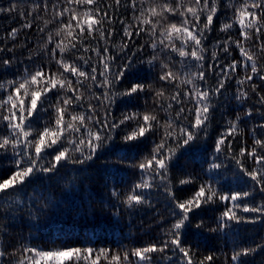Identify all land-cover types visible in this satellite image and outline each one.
Listing matches in <instances>:
<instances>
[{"label":"trees","instance_id":"obj_1","mask_svg":"<svg viewBox=\"0 0 264 264\" xmlns=\"http://www.w3.org/2000/svg\"><path fill=\"white\" fill-rule=\"evenodd\" d=\"M101 2L102 11H107L113 21L110 25L106 22L105 31L110 27L113 35L107 40L99 38L85 40V45L96 48L101 54L105 47L109 49V54L115 57L112 63L113 74L127 57H133L132 67L126 71L124 78L116 84L113 91L122 92L137 82L152 84L154 88L161 87L160 65L165 61L174 65V70L181 74L203 70L206 79L197 83L202 87L214 88L227 65L234 60L243 61L234 43L229 45L228 53L222 50L223 41L229 35L233 40L240 39L239 27L234 26L228 32L220 31L221 25L230 22L233 17V9L228 5H237L241 0H219V11L214 17L213 27L204 38L205 59L201 62L202 69L196 66V61L191 58L182 59L176 53L163 49L159 43L155 50L150 47L152 39L159 40L158 32L156 37H151L147 31L139 36L135 35L134 18L139 14L141 7L147 6L141 5L140 0H136L135 9L132 7V0H121L119 5L115 4V0ZM45 3L47 9L44 7ZM53 4L62 8L64 0H0V9L7 10L13 6L15 8L14 11H0V62L4 59L12 61L7 68L0 63V82L14 80L22 76L26 69L35 71L37 67H44L49 71L57 70L58 66L52 58L51 49L59 39L55 37L56 29L60 23H66L68 17L54 19L56 9L52 7ZM36 5L40 7L29 17L27 13ZM21 13L24 14L23 17ZM180 19L179 16L170 17L171 21L177 23ZM45 20H51L52 23L45 26ZM29 21L32 27L24 28L23 25ZM121 21L133 25L131 40L123 35L124 25ZM13 28L18 30L15 38L8 35ZM41 28L44 31H41ZM50 34L53 37L52 43H48ZM125 40H128L129 46L121 52L118 45ZM176 43L179 45V41ZM245 47L258 55H264L259 53V42L255 39L246 42ZM213 52L217 53L216 59L212 58ZM77 54H83L82 50ZM85 55L89 58L87 65L83 61H75L85 71L91 73L93 65L97 69L102 67L95 52L90 51ZM153 55L159 56V59L154 61V66L147 63ZM71 58L75 60V56ZM209 65L213 67L210 69ZM258 65L264 68V58L259 59ZM248 73L250 66L244 67L242 64L237 65L235 73L229 70L231 78H225V87L221 93L211 98L212 108L206 131H200L198 133L200 139L191 148L181 149L174 158L175 167L170 166L169 171L171 182L169 186L172 187L177 199L182 201L191 198L202 183H212L218 191L224 193L248 191L250 196L246 198V202L264 204V193L259 191V186L254 181L240 171L233 159V156H238L241 147L250 149L254 139L264 138V128L260 127L264 125V104L259 103V96L251 90L254 83L257 92L264 95V81L259 79V75L254 76L253 80L244 86V90L249 93L248 99L240 101L235 99L237 89L241 87L236 80ZM260 74L264 75V71ZM71 78L75 80L74 77ZM102 79L98 75V82ZM165 88L166 95L169 96L175 91L172 85H165ZM91 91L101 95L105 89L92 85ZM6 94L0 90V97ZM50 96L51 103H55V92L50 93ZM114 99L115 103L107 109L112 113L110 121H119L128 112L151 111L156 107L153 93L149 91L134 94L132 97ZM167 102L172 103V110L164 112L157 109L162 121L169 116L175 119V111L181 106L186 109L192 106L187 102L184 105L176 104L174 101ZM88 103L97 106L98 118L103 119L106 109L99 107L95 100H85L84 106L76 110L87 114ZM44 108L46 111H41L39 117L34 120L33 126L38 130L55 119V113L49 105L45 104ZM183 115H188L187 111ZM233 121H236L238 130L236 134L228 137L232 143V152L227 151L226 144L224 151L216 153L214 149L217 139L230 128ZM178 123L187 121L181 120ZM128 130L130 125L122 126L113 132V139L98 149L92 160L84 164L62 162V166L55 174L37 173L33 177V182L24 185L20 190L10 191L7 195L0 194V251L5 253L0 257V264H16L25 248L48 250L65 246L92 247L122 253L151 243L161 244L169 238L166 231L175 219L171 213L178 210L175 209L165 189L160 186V180L151 179L135 167L144 156L151 153L154 144L159 142L160 135L149 134L137 150L124 156L118 149L122 144L123 135ZM6 134V126L0 122V135ZM85 151L87 152V149ZM12 156L11 151H0V178H7L14 170ZM74 157L80 158L79 153H75ZM51 159V156H45L42 163L47 165ZM241 159L249 170L259 167L252 158L245 156ZM212 162L220 164L221 167L210 171ZM189 176L192 183L179 184L180 179ZM142 178L151 179L153 185L150 189L136 190L142 192L146 202L127 207L124 204L125 197ZM113 192L117 195H113ZM226 206L231 205L217 200L214 203L203 204L190 213L189 221L181 229L183 246L192 250L193 259L197 264L209 255L214 257L210 264H240L241 261L243 264H264V216H260L255 223L228 222L229 227L220 231L219 218ZM238 215L255 217L257 214L238 210ZM197 225L201 226L198 228ZM245 247L256 248V251L242 256L240 261L233 262L231 260L233 252ZM151 256L153 257L151 264H186L182 253L171 245L164 253L156 252Z\"/></svg>","mask_w":264,"mask_h":264},{"label":"snow or ice","instance_id":"obj_2","mask_svg":"<svg viewBox=\"0 0 264 264\" xmlns=\"http://www.w3.org/2000/svg\"><path fill=\"white\" fill-rule=\"evenodd\" d=\"M121 0H115L119 5ZM141 5H147L139 9V14L134 18L133 25L136 27L135 35L147 31L151 37H156L159 33V40L152 39L150 47L154 50L157 43L163 49L176 53L182 59L191 58L197 62V67H203L202 61L205 59L203 53L204 38L207 32L213 27L214 17L219 11V0H140ZM71 6V7H70ZM40 5L34 6L27 15L32 16L33 11ZM47 9V4H44ZM52 7L56 9L54 19L60 20L68 17L66 23H60L55 31V37L59 39L55 42V47L51 49L52 58L58 66L56 71H49L44 67H37L35 71L25 70L22 76L6 83L0 82V90L7 93L0 97V122L7 129L6 135H0V151H11L14 160V170L7 178H0V194L7 195L20 190L24 185L33 182V177L37 173L55 174L62 162L84 164L92 160L98 149L105 146L113 139L112 133L122 126H129L122 137V144L119 152L124 156L137 150L140 144L149 134H159V142L155 143L152 151L144 156L136 165L141 173L146 174L151 179L158 178L160 186L165 189L171 202L174 203L177 211H172L175 218L171 227L166 231L169 237L161 244L151 243L142 248H134L124 252H112L110 249H94L92 247H59L54 249L25 248L16 264H151L152 253H164L169 246H174L182 253L186 264H197L193 259V252L190 248H185L181 240V229L189 221V214L195 209H199L203 204L214 203L219 200L226 205L225 210L219 218L218 229L220 231L229 227L228 222L255 223L260 216H264V204H250L246 198L250 196L248 191H234L224 193L218 191L212 183H202L196 190L193 197L186 200H179L173 193L169 185L170 166L177 153L184 148H191L200 139L198 133L206 131L209 113L212 108L211 98L220 94L225 87L226 79H230L229 70L232 73L237 71V65L250 66V73L246 74L236 83L241 87L237 89L235 99L237 101L247 100L249 93L244 90V86L259 75V79L264 81V75L260 74L264 68L258 65V61L264 55L249 51L245 44L255 39L259 42V53L264 54V0H241L237 5L229 4L233 9V17L230 22L221 25V32H228L234 26L239 27L240 39L233 40L229 35L222 45L225 53L229 52V45L234 43L239 49L243 61H232L223 69V75L214 88L202 87L198 81H205L206 75L203 70L196 72H185L181 74L174 70V65L169 62H161L159 81L161 87L154 88L152 84L132 83L131 87L121 91H113L116 84L120 82L126 71L132 67L133 57H127L123 65L113 74L112 63L115 57L109 54V49L105 47L101 54L96 48L85 45V40L101 39L107 40L112 37L113 30L109 27L105 31V24L110 25L111 15L107 11H102L101 0H64L61 8L56 4ZM132 7L136 8V0H132ZM15 8L0 9V11H14ZM23 13L21 16L23 17ZM179 16L180 22H173L170 17ZM52 23L45 20L44 25ZM123 35L131 40L133 38V25H127L121 21ZM147 26V27H145ZM24 28L32 27L31 21L23 25ZM44 31L43 28L40 29ZM17 29L13 28L8 34L15 38ZM128 40L118 45L123 52L129 46ZM53 37L48 36V43H52ZM179 41V45L176 43ZM219 44V42H218ZM256 45H253L255 47ZM143 46H141L142 48ZM73 50H76L75 52ZM82 50L83 54L80 53ZM11 51V49H9ZM95 52L99 57L97 69L91 66V73L84 70L75 61H83L85 65L89 63L86 53ZM58 54V55H57ZM75 56V60L71 57ZM135 56V53H133ZM212 58H217V53H212ZM159 59L158 55H153L148 64L154 66V61ZM248 63H244V62ZM3 66L7 68L11 65V59H4ZM213 66L209 65L211 69ZM70 74V75H68ZM103 79L98 82V75ZM71 77H74L73 80ZM85 82L87 87L85 88ZM92 85L104 88L101 95H96L91 91ZM165 85H172L175 89L171 95H166ZM186 86V87H182ZM82 89H85L82 91ZM251 90L259 96V103L264 104V95L257 92V87L253 83ZM149 91L153 93L154 107L151 111L128 112L119 121H110L111 111L107 110L115 103L114 97H132L134 94ZM55 92V103H51L50 93ZM70 93V94H69ZM87 93V94H86ZM95 100L99 107L105 108L103 119L98 118L97 106L88 103L87 114L84 111H77L82 108L83 102ZM184 105L186 102L192 106L187 109L181 106L175 111V119L169 116L161 120L159 111L167 112L172 110V103ZM167 102V103H166ZM48 104L55 113L54 122L45 124L42 129H36L35 118L39 117L41 111H46L44 105ZM187 111L188 115H183ZM191 117V119H189ZM239 119V118H237ZM187 123H178L179 121ZM264 128V125H260ZM83 129V132H81ZM238 126L236 121L231 123L229 129L222 133L215 143V152L224 151L227 144V151L232 152V143L229 136L236 134ZM87 149V152L85 151ZM79 153L80 158H75L74 154ZM45 156H51V161L45 165L42 163ZM247 156L255 161L259 167L251 170L244 166L242 157ZM240 171L259 186V191L264 193V138L254 139L250 149L241 147L238 156H233ZM221 165L212 162L209 170L218 169ZM151 179L142 178L134 185L133 189L124 199L127 207L143 204L146 202L142 192L137 189H150L153 185ZM192 183V178L186 177L179 180L180 185ZM113 195H117L113 192ZM238 210L243 213H255V217H244L238 215ZM201 225H197L199 228ZM217 229H213L216 231ZM260 247V245H257ZM256 248L245 247L239 251H234L231 260L240 261L242 256H247L255 252ZM0 251V257L4 256ZM15 255V253L13 254ZM134 258V259H133ZM214 257L206 256L198 264H210ZM240 264H243L241 261Z\"/></svg>","mask_w":264,"mask_h":264}]
</instances>
